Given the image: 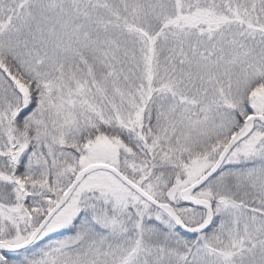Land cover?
Wrapping results in <instances>:
<instances>
[{
  "label": "snow or ice",
  "instance_id": "6c2138e0",
  "mask_svg": "<svg viewBox=\"0 0 264 264\" xmlns=\"http://www.w3.org/2000/svg\"><path fill=\"white\" fill-rule=\"evenodd\" d=\"M0 264H264V0H0Z\"/></svg>",
  "mask_w": 264,
  "mask_h": 264
}]
</instances>
